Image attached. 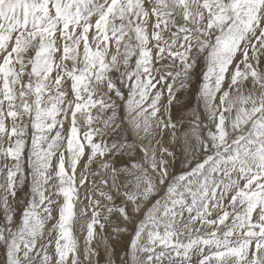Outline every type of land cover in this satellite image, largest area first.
<instances>
[{"label":"snow or ice","instance_id":"obj_1","mask_svg":"<svg viewBox=\"0 0 264 264\" xmlns=\"http://www.w3.org/2000/svg\"><path fill=\"white\" fill-rule=\"evenodd\" d=\"M0 264H264V0H0Z\"/></svg>","mask_w":264,"mask_h":264},{"label":"rangeland","instance_id":"obj_2","mask_svg":"<svg viewBox=\"0 0 264 264\" xmlns=\"http://www.w3.org/2000/svg\"><path fill=\"white\" fill-rule=\"evenodd\" d=\"M98 239H100V249H101V253H102V251H103V242H102V239L101 238H98Z\"/></svg>","mask_w":264,"mask_h":264},{"label":"bare ground","instance_id":"obj_3","mask_svg":"<svg viewBox=\"0 0 264 264\" xmlns=\"http://www.w3.org/2000/svg\"><path fill=\"white\" fill-rule=\"evenodd\" d=\"M103 248V247H102ZM101 254H103V251H102V253Z\"/></svg>","mask_w":264,"mask_h":264}]
</instances>
